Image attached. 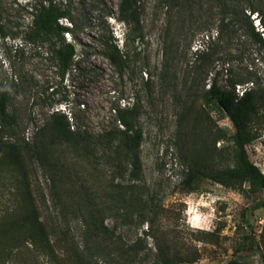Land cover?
<instances>
[{"label":"rangeland","instance_id":"obj_1","mask_svg":"<svg viewBox=\"0 0 264 264\" xmlns=\"http://www.w3.org/2000/svg\"><path fill=\"white\" fill-rule=\"evenodd\" d=\"M27 1L0 0V80L22 76L9 107L15 123L0 133V264H264V190L232 177L236 129L205 76L224 86L227 61L233 77L254 63L260 70L237 92L253 90L245 149L264 176V62L237 42L217 45L211 65L194 61L217 29L209 7L220 3L177 8L165 44V16L156 0H141L145 39L129 43L119 75L106 50L126 51L123 0H54L70 13L74 33L65 38L77 50L60 82L44 50L26 41ZM253 2L264 10V0ZM133 97L143 139L130 151L113 109ZM57 110L69 128H59ZM33 213L41 231L26 221Z\"/></svg>","mask_w":264,"mask_h":264},{"label":"trees","instance_id":"obj_2","mask_svg":"<svg viewBox=\"0 0 264 264\" xmlns=\"http://www.w3.org/2000/svg\"><path fill=\"white\" fill-rule=\"evenodd\" d=\"M197 0H156L154 11L163 13L165 16L164 33L166 35L165 44L169 37L171 19L173 12L181 8L183 12L192 11ZM219 7L210 6L209 11L217 15V29L215 32L206 36V44L201 50H196L194 54L195 63L212 64L215 55V48L220 44H239L248 45L252 48L253 55L257 56L260 62H264V37L262 32L256 29L251 20V15L257 14L260 17L259 24L264 31V10L256 5L253 0H217ZM246 1V7L243 2ZM27 14L30 17V24L26 33V41L33 45L36 51H41L42 56L54 69L55 77L63 82L72 71L77 59L76 46L68 42L65 35H73L74 28L69 11L61 4L54 0H29L26 3ZM217 10V11H216ZM142 6L141 0H123L119 7V19L124 23L126 28V51L122 52L116 45H107L106 56L111 65L116 69L119 75H123L127 69L131 55L128 52L129 43L142 42L145 39L144 26L141 19ZM63 21L70 25H64ZM208 25V24H207ZM2 29L0 28V33ZM194 36V33H193ZM124 42V43H125ZM169 46L165 47L164 67L172 59L169 53ZM38 51L37 54L40 52ZM228 64L225 68L226 84L219 85L218 78L215 75L209 79L211 71H206L205 76L209 81L208 93L214 97L228 115L236 129L235 139L238 146L239 166L232 172V177L237 182L249 181L252 190H264V176L260 170L253 165L246 152V145L249 143V137L246 131L248 109L253 98V90L245 89L243 94L237 92V87H242L251 82L260 80V70L254 63L240 77H233V68ZM202 69V67H201ZM21 75L15 77L11 84L0 80V133L5 126H12L15 123L14 115L9 113L12 95L20 88ZM132 103L117 106L113 109L116 117L117 133L123 138L124 144L134 151L141 145L143 134L136 125L138 115V102L136 98L131 99ZM59 128L64 130L69 128L68 116L62 114L59 110L54 112ZM12 160L18 166H21V158L16 150L12 153ZM199 171H191L188 175L189 180L198 176ZM26 221L31 223L34 229L41 231V224L36 213L30 215ZM162 264H175L166 260Z\"/></svg>","mask_w":264,"mask_h":264},{"label":"built area","instance_id":"obj_3","mask_svg":"<svg viewBox=\"0 0 264 264\" xmlns=\"http://www.w3.org/2000/svg\"><path fill=\"white\" fill-rule=\"evenodd\" d=\"M239 90H241V89H238V91H239ZM239 92H241V91H239ZM243 92H244V91H242L241 95L243 94Z\"/></svg>","mask_w":264,"mask_h":264},{"label":"clouds","instance_id":"obj_4","mask_svg":"<svg viewBox=\"0 0 264 264\" xmlns=\"http://www.w3.org/2000/svg\"><path fill=\"white\" fill-rule=\"evenodd\" d=\"M264 37V36H263Z\"/></svg>","mask_w":264,"mask_h":264}]
</instances>
